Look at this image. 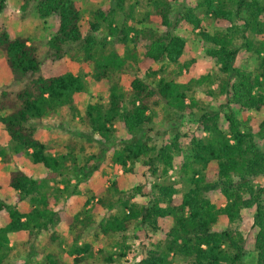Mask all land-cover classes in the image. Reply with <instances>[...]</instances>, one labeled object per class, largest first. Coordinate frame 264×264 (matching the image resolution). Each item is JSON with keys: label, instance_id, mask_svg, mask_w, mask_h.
I'll list each match as a JSON object with an SVG mask.
<instances>
[{"label": "trees", "instance_id": "trees-1", "mask_svg": "<svg viewBox=\"0 0 264 264\" xmlns=\"http://www.w3.org/2000/svg\"><path fill=\"white\" fill-rule=\"evenodd\" d=\"M5 2L0 0V12ZM176 2L110 0L88 19L77 0H38L42 19H58L49 40V57L61 60L69 54L89 65L91 74L68 70L44 75L38 43L0 23V50L10 80L24 83L18 90L0 89V156L7 163L26 154L50 171L39 179L20 168L10 172V188L18 192L19 201L28 199L30 207L22 211L0 196V213L7 211L10 218L0 226V264L10 254L14 232H27L33 248L43 233L62 247L64 240L56 232L61 222L76 230L68 250L73 264H83L97 252L90 242L79 243L92 228L96 237L113 240L118 247L112 253L98 250L105 253L108 264L117 263L115 256L135 255V240L145 250L136 264H175L178 257L187 264H264L260 141L264 140V0H183L177 6ZM139 6L142 11L137 15ZM120 11L124 19L118 24ZM204 22L211 30L203 27ZM189 28L200 29L214 69L182 83L165 73L169 66H175L178 75L194 66V58L182 62L188 45L182 31ZM241 48L256 57L253 68L237 65ZM126 75L131 77L129 86L122 83ZM90 80L107 85V101L91 95L83 113L76 97L88 92ZM200 86L208 97L216 93L225 97L221 109L189 95ZM160 107L167 111L168 121L189 116L206 135H195L184 147L181 138L187 133L177 127L173 136L165 132L160 141L153 127L154 112ZM64 110L84 122L85 130L74 135L85 142L78 148V140H72L67 153H53L39 138L36 121L62 117ZM250 112L261 118L257 127L239 114ZM117 125L127 133L119 141L113 138ZM95 141L98 150L87 154L86 145L94 147ZM112 164L146 180L127 190L120 189L116 180L96 191L87 190L84 209L69 215L61 204L63 195L78 193V184L88 182L97 171L105 173L102 166ZM175 165L180 179L189 185L184 193L167 176ZM60 182L63 188L57 185ZM216 191L225 197L224 205L213 200ZM102 210L98 221L95 214ZM248 213L251 236L239 228ZM163 219L169 221L167 230ZM222 220L226 226L217 228ZM158 232L164 236L154 239L152 234ZM58 256L48 253L44 264H60Z\"/></svg>", "mask_w": 264, "mask_h": 264}, {"label": "rangeland", "instance_id": "rangeland-1", "mask_svg": "<svg viewBox=\"0 0 264 264\" xmlns=\"http://www.w3.org/2000/svg\"><path fill=\"white\" fill-rule=\"evenodd\" d=\"M38 0H6L5 8L0 12V23L2 22L9 31L26 36L30 41L37 42L40 47V55L43 59L42 73L44 75H52L62 73L68 70H72L75 73L82 74L88 73L91 74V67L86 63L78 62L72 60L68 54L65 58L61 60H52L49 57V40L52 34L56 31L58 26V19L55 17L49 18L47 21L42 19L36 9ZM81 3L85 16L89 19L92 18V13L94 10L107 5L110 3V0H77ZM183 0H177L176 6ZM137 15L142 11V7L139 6L137 9ZM124 19L123 11H120L117 15V22L121 24ZM204 28L210 29L207 24L203 23ZM211 30V29H210ZM200 29L192 31L190 28L187 31H182L187 40V48L185 50L182 62L194 58L196 60L192 69H185L181 75H178V69L175 66H169L166 76L168 78H174L182 83L188 82L191 78H198L201 75L212 72L214 69V60L206 54V46L204 41L199 36ZM262 40H264V35ZM256 64V57L248 52L245 48H241L237 65L241 67H250ZM164 73H161L157 76L158 79ZM11 76V71L8 67L6 56L3 51L0 50V89L8 88L10 90L20 89L24 83L23 82H11L9 77ZM131 77L126 75L122 83L125 86H129ZM155 79V80H156ZM212 89H217L213 86ZM91 95L95 97L101 96L103 101H107L108 88L106 84H101L96 81L89 82L88 92L80 94L76 97V104L79 109L84 113L87 107V104L90 100ZM189 95H193L198 99H201L203 103L211 108L221 109V105L225 102V97L221 94L216 93L213 97H208L207 92L203 87H194V90L189 92ZM67 110L63 111V116H50L43 120H37L36 124L38 125L37 133L39 138L44 142L50 145L53 153H67L70 150L72 145V140H78V148L85 142V138H78L74 135V131L85 130V124L82 122V119L78 117H72L71 114H68ZM242 120L249 124L257 127L260 117L250 113H239ZM167 111L160 107L154 112L155 120L153 127L155 128V135L161 141V138L167 134V136H173L176 128L186 132L187 135L183 136L181 139L184 143V147H187L190 143V140L196 136H205L206 133L201 131V128L196 122L192 120L189 116L182 118L178 121H168ZM223 117V124L226 125ZM64 122V125L61 124ZM1 128V125H0ZM166 132V134H164ZM160 133L163 136H160ZM127 136L126 131H124L120 125L116 126V131L114 132V139L119 141L120 139ZM159 141V142H160ZM261 145L264 148V140H260ZM95 146L86 145L87 154L91 151H97L99 144L95 141ZM69 145V147H68ZM8 151H12L11 148H8ZM78 153H81L78 150ZM79 157L82 160V155L79 154ZM21 158L26 160L22 163L15 160V157L10 162H4L0 156V196L5 199L9 204L17 206L20 210L26 211L30 207L29 200L19 201L18 192L10 188L9 186V175L10 172L14 169L20 168L25 171L27 174L35 178H44L49 176V169L45 168L43 165L34 164L28 155H24ZM16 161V162H15ZM131 167H134V163H130ZM105 173L102 171H97L91 177L88 182H83L78 184L77 191L78 193L69 194L65 193L61 199V204L64 206L66 212L69 215H74L79 211L83 210L85 207V201L88 196L85 194L87 190L96 191L100 187L110 186L113 180L118 182L119 188L123 190L130 189L131 187L137 185L140 182L146 180L145 177H142L140 174H135L133 172H125V170L117 165L108 167L106 165L102 166ZM179 166L175 165L169 170L168 178L170 181H176L178 183V188L180 193H184L188 190L189 185L180 179ZM264 181V178L262 179ZM77 182L76 178L72 179V185ZM54 186V182L50 183ZM60 188L64 187V183L60 182L57 184ZM73 189V188H72ZM71 189V190H72ZM213 200L218 205L225 204V197L219 192L216 191L212 193ZM91 206V205H90ZM103 210L100 213L95 214V218L99 221L103 218ZM10 220L9 214L7 211H2L0 213V226L6 224ZM161 223L165 230L169 227V221L167 219L161 220ZM252 216L250 213L247 214L245 220L239 224V228L247 235H252L251 229ZM227 224L226 220H222L217 228H223ZM91 230V229H90ZM56 232L64 240L62 247L59 245L53 244L49 240V233L41 234L38 239L35 247L33 248L29 242V234L27 232H14L10 234L11 238V251L4 262V264H44V258L50 252H58V257L60 264H73L74 256H71L68 252L69 244H73L74 238L76 235V230L71 229L66 222H61L56 227ZM164 236L163 232H158L157 234H152L154 239H159ZM61 239V240H62ZM88 241L92 244L93 249L97 251L94 256L90 257L83 264H108L105 261V253L99 252L98 250L103 249L105 252H115L118 251V247L113 244L112 241H106L104 236L96 237L94 234V228L91 232L87 231L79 243ZM136 241V252L135 255L129 254L125 258H120L115 256L117 261L116 264L120 262L129 261L125 264H136L140 257L145 255V250L143 248V243ZM130 243L133 240H129ZM175 264H187L185 260L181 257L176 259Z\"/></svg>", "mask_w": 264, "mask_h": 264}, {"label": "crops", "instance_id": "crops-1", "mask_svg": "<svg viewBox=\"0 0 264 264\" xmlns=\"http://www.w3.org/2000/svg\"><path fill=\"white\" fill-rule=\"evenodd\" d=\"M10 78H11V76L9 77V81H11ZM15 160L18 161V162H20V163H22V161H24L26 159L25 158H18L17 156H15Z\"/></svg>", "mask_w": 264, "mask_h": 264}]
</instances>
